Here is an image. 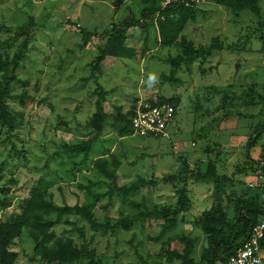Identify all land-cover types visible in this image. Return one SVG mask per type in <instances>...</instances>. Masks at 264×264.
I'll return each instance as SVG.
<instances>
[{
	"label": "rangeland",
	"instance_id": "374dc122",
	"mask_svg": "<svg viewBox=\"0 0 264 264\" xmlns=\"http://www.w3.org/2000/svg\"><path fill=\"white\" fill-rule=\"evenodd\" d=\"M141 2L0 0V24L24 26L30 17L35 22L29 52L17 70L18 80L12 88L15 95L26 93L27 97L22 98L24 103L19 98L8 101L13 127L0 126V195L11 201L7 210L0 208V217L18 210L19 202L30 195L41 181L52 183L48 192L53 203L60 206L82 204L89 180L100 179L92 169L91 159L110 154L122 159L118 168L120 185L128 184L138 176L159 178L173 172L179 165V156L192 164L188 174L191 176L198 170V167L194 168L198 159L210 157V160L221 164L218 167L220 173L234 175L235 185L229 187V191L236 196V202L243 200L247 205L263 206L264 197L249 189L247 183L259 185L252 170L264 169L259 163L264 159V130L256 131L259 124H264V0L259 1L260 16L249 8L234 14L224 6L211 2L204 4L201 7L203 12L188 24L184 34L196 45H208L213 38L219 37L224 47L205 62L185 65L178 74L181 83L165 81L162 76L170 74L171 64L149 55H144V59L142 55L138 59H109L105 67L113 69L110 76L120 75L117 89L112 90V97L104 104L112 115L117 113L116 105H121L124 111L132 109L137 96L139 99L158 96L181 98L177 120L170 126L168 137L139 136L129 131L121 138L119 128L127 125L128 120L114 117L104 124L106 133L95 143L88 165H76L82 155H70L62 150L64 143H77L91 133L87 122L95 110L96 96L90 97L88 93L94 90L95 84L93 81L85 84L82 78L89 75L88 63L107 39L106 27L117 15L114 9L126 6L125 17L139 19ZM118 12L121 16L120 10ZM82 30L98 35L91 38V48L80 47L83 45ZM126 33L129 38L127 45L137 46L139 54L158 47L154 27L148 33L147 42V32L142 26ZM0 36L7 37L5 30L0 32ZM179 52L178 47L172 46L161 48L159 54L167 56ZM104 80L106 84L108 81ZM217 89L223 93H218ZM227 94L232 96L231 100L226 108L218 109ZM252 135H255L252 141L256 145L250 147L247 140ZM227 140L235 147L221 149V144ZM234 153L238 160L230 163ZM242 163L249 167V174L243 172ZM201 165L199 168L204 171L206 163ZM223 165L226 169L222 168ZM189 182L193 208L178 213V225L164 234L165 218L155 215L151 220L133 225L129 231L119 229L108 234L94 233L86 224L83 239L75 226L65 221L66 218L76 221L78 216L75 212L62 216V222L50 225L48 230L57 236L72 237L79 246L86 244L89 249H95L96 257H101L105 264H182L177 258L169 261L168 253L184 251L185 242L179 239V235L198 234L193 253L198 264L203 258L207 240L203 230L196 225V215L202 214L209 204L211 206L213 184ZM179 188L160 181L157 187L145 188L135 198L146 195L151 208L174 210L178 201L176 189ZM95 189L106 191L108 188L100 183ZM121 210L124 213L134 211L121 204L118 196H105L96 206L94 215L99 220H117L121 217ZM228 211L232 219L234 204ZM51 219H57V214H52ZM84 224L81 221L77 225L81 227ZM32 230L38 231L27 226L12 246L18 254V264H45L42 260L31 259L35 246L30 233ZM218 263L223 264L221 261ZM76 264L90 262L84 259Z\"/></svg>",
	"mask_w": 264,
	"mask_h": 264
},
{
	"label": "trees",
	"instance_id": "16d2710c",
	"mask_svg": "<svg viewBox=\"0 0 264 264\" xmlns=\"http://www.w3.org/2000/svg\"><path fill=\"white\" fill-rule=\"evenodd\" d=\"M259 1L208 0V3L224 6L234 14H239L240 11L249 8L260 16ZM160 6L161 0H142L139 8V19L126 17L118 23H112L111 27L105 31L108 37L107 42L98 48V54L88 63L90 73L84 76L82 80L85 84L87 81H93L95 84L94 90L88 93L90 97L92 95L96 96L95 110L87 122L89 127H91V133L85 135L86 137L77 143H64L61 147L65 153L70 155H82L81 161L76 163V165H88L90 163V153L95 143L106 133L104 124H106L107 119L111 118L114 120V117L116 119L122 117L124 120H128L127 125L119 128L120 136H126L129 131L133 134L131 120L139 98L137 102L133 103V108L128 112L124 111L122 106L116 108V114L112 115L105 112L104 104L107 101L109 92L100 82V66L106 58L138 59L141 55L144 57V55L148 54L159 61L171 64L170 74L162 76L165 81L181 83L182 79L178 77V74L185 65L190 66L196 61L205 62L215 51L223 49L224 43L219 37L213 38L208 45H196L194 41L184 34L188 24L196 20L199 13L203 12L201 7L172 4L162 12L163 17L155 20ZM141 26L147 32L145 42H147L150 29L153 27L156 29L157 38L155 42L158 47L153 51L149 49V52L143 50L142 54H139L135 47L127 45L126 31L131 27ZM34 27L33 17H30L28 24L24 26L12 27L4 23L0 24V32L5 30L7 34L6 38L0 36V126L8 125L13 127V122L10 121L11 112L8 101L19 98L24 103L22 98L27 97L26 93L21 96L15 95L12 92V88L14 82L18 80L17 70L29 52ZM82 32L84 33L83 45H80V47L88 45L93 36L98 37L96 33L90 31L82 30ZM172 46L178 47L180 52L176 55L169 54L167 56L159 54L161 48ZM25 82L27 84L28 81ZM217 92L223 93L220 89H217ZM231 98V95H224V103L219 105L218 109L226 108ZM147 101L154 104L172 103L176 109L180 106L179 97L167 98L158 96L156 98H148ZM252 103L255 104L256 101ZM261 129L264 130V124H259L256 131L258 132ZM254 136L252 135L248 138L247 146L256 145V142L252 141ZM219 152L220 150L217 153L219 154ZM205 153L203 152V154ZM91 160L92 169L100 179L96 181L89 180V184L85 186L86 199L82 204L60 206L53 203L49 199L48 192L52 183L41 181L31 191L30 195L19 202L18 210H13L4 217H0V264H18V254L12 249V246L15 240L23 234L27 226L35 227L38 230L30 231L35 240L31 255L32 260H42L45 264H76L81 260L87 259L90 264H105L101 257H96L95 249H89L86 244L79 246L72 237L57 236L54 231L48 230V227L62 222V216L75 212L78 216L76 221L69 218H66L65 221L73 224L80 233L81 238L85 239L86 224L94 233L108 234L109 232L114 233L119 229L129 231L133 225L151 220L155 215H161L165 218L162 228V234H164L172 231L178 225V213L186 212L191 207L192 201L189 197L190 190L188 187L190 180H194L197 183L213 184L212 205L196 220V225L203 230L207 240L203 258L198 264H217L218 261L227 264L236 248L242 245L248 237L252 226L264 218V201L262 207L254 204L247 205L243 200L236 202V196L229 191V187H234L235 185L236 179L233 177L234 175L225 172L220 173L218 171L220 165L218 162L210 160V157L208 159H198V163L194 167H198V170L193 171L191 176H188V174L190 168H193L192 164L186 158L179 156V165L173 172L159 178L155 176L152 178L138 176L135 180L123 185L118 183V168L122 164V159H119L117 155H102ZM203 162L206 163V169L201 171L199 166H202L201 163ZM259 163L261 167H264L263 158L260 159ZM242 165L243 172L249 174L247 169L249 167L245 163H242ZM240 167L242 168V166ZM222 168L226 169V166L223 165ZM237 168L240 169L239 167ZM252 172L256 173L257 182L260 183L256 186H251L250 183H247V185L249 189L255 190L257 195L264 197L262 195V193L264 194V169L259 171L253 168ZM160 181L171 184L174 187L180 186L178 190L176 189L178 193V201L175 203L176 209L167 208L158 211L150 207L146 195H142L140 199L135 198L136 195L143 192V189L157 187ZM100 183L105 184L108 189L106 191L95 189V186ZM115 195L119 197L121 204L130 206L134 211L124 213L121 210V217L117 220H112L111 218L97 219L94 215V210L98 203L105 196L111 198ZM10 204L11 201L8 197L0 195L1 209L7 210ZM231 204H234V217L232 219L229 217L228 211ZM54 213L57 214V219L55 220L51 219V215ZM81 221H84L85 224L79 227L77 224ZM178 237L185 242L184 251L182 253L176 251L168 253V260L172 261L177 258L181 260L182 264H196L195 259H193V253L198 238L186 234ZM262 246L264 248V238Z\"/></svg>",
	"mask_w": 264,
	"mask_h": 264
},
{
	"label": "built area",
	"instance_id": "2783aa9c",
	"mask_svg": "<svg viewBox=\"0 0 264 264\" xmlns=\"http://www.w3.org/2000/svg\"><path fill=\"white\" fill-rule=\"evenodd\" d=\"M208 0H161V6L156 18L163 17L162 12L172 4H183L186 7H202ZM177 109L172 103H151L139 99L131 126L133 135L153 136L157 138L168 137L170 126L175 122ZM254 186L253 183H250ZM264 218L254 224L245 241L236 248L227 264H264Z\"/></svg>",
	"mask_w": 264,
	"mask_h": 264
},
{
	"label": "crops",
	"instance_id": "0c3cea01",
	"mask_svg": "<svg viewBox=\"0 0 264 264\" xmlns=\"http://www.w3.org/2000/svg\"><path fill=\"white\" fill-rule=\"evenodd\" d=\"M218 5V4H217ZM125 8H126V6H124V7H121V8H116V9H114V10H116V13H117V15L115 16V19L112 21V22H110V24H109V26L108 27H106V30L108 29V28H110L111 27V25H112V23H118V22H120V21H118V20H121V19H119L120 17H122L123 16V18H126L125 16L127 15L126 13H124L123 14V12L125 11ZM120 10V12H121V16L119 15V11ZM211 14V13H210ZM122 18V19H123ZM135 28L136 27H131V28H129V29H127L128 31L131 29V30H135ZM106 33V32H105ZM130 33V32H129ZM127 34V33H126ZM127 36V35H126ZM93 37H95V36H93ZM107 37V36H106ZM107 39H108V37H107ZM107 39L106 40H104L105 41V43L107 42ZM127 40H129V38H128V36H127ZM99 41V40H98ZM97 42V41H96ZM90 43V42H89ZM104 43V44H105ZM102 46V45H101ZM131 46V45H130ZM85 47H88V48H91L90 47V45L88 44V45H86ZM131 47H133V46H131ZM137 50H138V48H137V46H134ZM155 49H157L156 47H154ZM98 50V49H97ZM151 50L153 51L154 49H152L151 48ZM149 52V51H148ZM148 55V54H147ZM111 57H108V58H106L105 60H104V62L101 64V66H100V82H101V84H102V86L109 92L108 93V98H107V102H109V98H111L112 96H111V94H113L114 93V91L117 89L116 87H117V85H118V83H120V81H119V79H120V75H116V76H114V77H112V76H110V73L113 71V69H112V71L111 70H109L108 69V67L106 66L105 67V65H107V63H108V61H110L111 59H110ZM112 58H115V57H112ZM110 59V60H109ZM119 59V58H118ZM123 59V58H122ZM143 59H144V57H143ZM114 60V59H113ZM124 62V61H123ZM103 76H105V77H103ZM104 78L108 81V82H106V84L103 82V80H104ZM105 81V80H104ZM109 86V88H107ZM112 90H114L113 92H112ZM115 94H117V92H115ZM176 97H178V96H176ZM138 96L137 97H135V102H137V100H138ZM142 98V97H141ZM140 98V99H141ZM175 98V97H174ZM118 99V98H117ZM143 99V98H142ZM145 99H147V98H145ZM179 99H180V103H181V98L179 97ZM130 102H131V100H130ZM121 104V103H120ZM119 106H121V105H116V107H119ZM133 106V105H132ZM105 107V106H104ZM123 108V107H122ZM179 108V107H178ZM131 108H129L128 110H130ZM127 110V111H128ZM105 112H107V110H106V108H105ZM107 113H109V112H107ZM177 113H178V109H177ZM176 120H177V114H176V118H175V122H176ZM174 124V123H173ZM121 138H123V136L121 137ZM228 142H224L223 144H221V149H223V148H225V149H230V148H232L233 146L235 147V145L234 144H230V140H227ZM234 149V148H233ZM236 153V152H235ZM234 153V155H232L231 156V162L230 163H236L237 162V155ZM234 156L236 157L235 158V160H234ZM95 159V158H94ZM216 162H218L217 160H215ZM214 161V162H215ZM230 163H228V165H230ZM219 164V163H218ZM221 165V164H220ZM197 183V182H196ZM189 197H190V192H189ZM190 199H191V197H190ZM192 201V200H191ZM210 202H211V205H212V199H210ZM211 206H210V204H209V206L205 209V210H207V209H209ZM193 208V202H191V207H190V210ZM204 210V211H205ZM203 211V212H204ZM201 216V214H199V215H196V217H200ZM198 227V226H197ZM188 235V234H187ZM198 236H200V235H198V234H193L191 237H198ZM217 264H219V263H217Z\"/></svg>",
	"mask_w": 264,
	"mask_h": 264
},
{
	"label": "clouds",
	"instance_id": "9594fccd",
	"mask_svg": "<svg viewBox=\"0 0 264 264\" xmlns=\"http://www.w3.org/2000/svg\"><path fill=\"white\" fill-rule=\"evenodd\" d=\"M153 80L155 79V77H151Z\"/></svg>",
	"mask_w": 264,
	"mask_h": 264
}]
</instances>
